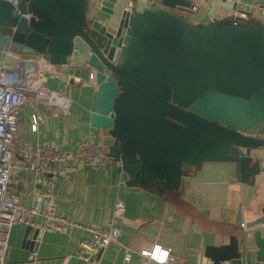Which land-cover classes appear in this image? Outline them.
Instances as JSON below:
<instances>
[{"label": "water", "instance_id": "obj_1", "mask_svg": "<svg viewBox=\"0 0 264 264\" xmlns=\"http://www.w3.org/2000/svg\"><path fill=\"white\" fill-rule=\"evenodd\" d=\"M88 1L0 0V57L40 55L61 78L93 71L97 98L88 122L106 131L104 155L126 186L176 196L190 170L226 162L253 191L259 163L250 150L264 146L254 136L264 133V23L234 14V5H220L229 16L210 9L197 18L192 0H126L112 24L99 12L113 9L90 16ZM263 222L264 204L243 226ZM30 229L27 250L40 234L27 239ZM260 234L253 232L254 264L264 262ZM218 248L214 264H240L235 237Z\"/></svg>", "mask_w": 264, "mask_h": 264}, {"label": "crops", "instance_id": "obj_2", "mask_svg": "<svg viewBox=\"0 0 264 264\" xmlns=\"http://www.w3.org/2000/svg\"><path fill=\"white\" fill-rule=\"evenodd\" d=\"M197 18L206 16L213 9L214 17L229 16L220 5H234V14L264 23V0H192ZM126 0H89L88 13L96 9H113V14L101 11L99 20L111 18L115 24ZM27 56V55H26ZM39 55H31L37 62ZM25 57L6 52L0 57V65L13 67L24 65ZM28 59V58H26ZM29 67V66H24ZM45 73L44 85L64 97L66 105L58 103L47 110L38 106L43 116L36 130L31 131L29 116L34 107L31 102L24 105L19 114L18 139L31 146L35 143L50 146L70 153L78 142H89L104 154L101 140L106 131L89 125V114L94 111L97 88L87 82L89 68L69 70L59 75V68L39 59V75ZM250 155L258 160L259 171L254 176V190L238 182L234 167L226 162H205L199 169L183 176L181 188L176 196L154 194L142 188L126 186L125 176L117 170L118 164L109 161L104 168L91 167L66 160L54 164L52 171L65 172L66 176L42 174L38 192H49L53 208L71 221L104 230L115 227L117 238L91 256L81 260L79 240L88 236L83 229L69 227L65 231L41 230L34 240L35 264H121L124 250L130 251L128 264H140L139 251L157 244L169 251L176 264H214L212 250L226 246L230 237L237 240V249L242 253L240 264L256 262L253 232L260 230L264 237V222L245 228L235 223L239 213L245 224L260 215L264 204V146L252 148ZM20 157L14 156L9 173L8 194L17 198L23 206L33 204L31 194V172L19 166ZM115 198L122 200L124 211L120 217H112ZM46 210L40 202L32 221L39 223ZM23 224L10 228L8 248L2 264H31L29 250L24 241ZM35 229L31 228L27 239ZM210 250V251H209ZM98 253V254H97ZM156 264V263H151ZM220 264H230L228 261ZM264 264V262H260Z\"/></svg>", "mask_w": 264, "mask_h": 264}, {"label": "built area", "instance_id": "obj_3", "mask_svg": "<svg viewBox=\"0 0 264 264\" xmlns=\"http://www.w3.org/2000/svg\"><path fill=\"white\" fill-rule=\"evenodd\" d=\"M38 57L37 62L31 61L30 58H24L23 62L26 65L22 62L13 67L0 65V264L5 260L10 228L15 224L28 225L40 231L62 232L69 227L83 229L88 233V236L79 240L80 252L77 254L83 261H89L91 256L114 241L118 235V230L115 227L101 230L67 219L63 214L54 210L49 192L40 193L37 190V185L42 183V174L49 172L52 173V176L67 175L65 172L52 171V166L59 162L71 160L91 167L104 168L110 161L96 146L89 142H78L75 151L70 153L40 143L28 146L18 139L19 114L24 105L31 102L34 107L29 116V127L31 131H35L38 123L43 120L42 114L37 111L38 106L47 110L60 102L64 106L67 101L55 91L46 90L41 86L39 59H42V56L39 55ZM87 82L95 85L92 73L88 74ZM16 155L20 157L19 166H23L31 172L33 204L30 206H23L16 197L8 194L11 162ZM40 202H45L46 210L41 215L40 222L35 223L31 219L33 215L37 214V207ZM123 211L122 200L115 198L111 216L120 217ZM239 225L242 226L243 224L240 223ZM156 246L157 244H154L149 249L139 251L140 264L156 263L151 255ZM160 248L168 253L165 264H176L169 251L161 246ZM130 253L127 249L124 250L121 264H128ZM143 253H148V255ZM28 259L31 264H35V252L32 249L29 250Z\"/></svg>", "mask_w": 264, "mask_h": 264}, {"label": "clouds", "instance_id": "obj_4", "mask_svg": "<svg viewBox=\"0 0 264 264\" xmlns=\"http://www.w3.org/2000/svg\"><path fill=\"white\" fill-rule=\"evenodd\" d=\"M143 254L148 255V253ZM151 255L152 258L156 261V264H165L168 253L166 250L161 249L160 246L157 245Z\"/></svg>", "mask_w": 264, "mask_h": 264}, {"label": "rangeland", "instance_id": "obj_5", "mask_svg": "<svg viewBox=\"0 0 264 264\" xmlns=\"http://www.w3.org/2000/svg\"><path fill=\"white\" fill-rule=\"evenodd\" d=\"M22 57H25V58H30L29 56H26V55H21ZM40 77V84L41 86H43L46 90H49L45 85H44V79H45V73H41V75H39ZM51 109V108H50Z\"/></svg>", "mask_w": 264, "mask_h": 264}, {"label": "flooded vegetation", "instance_id": "obj_6", "mask_svg": "<svg viewBox=\"0 0 264 264\" xmlns=\"http://www.w3.org/2000/svg\"><path fill=\"white\" fill-rule=\"evenodd\" d=\"M255 137H259V138H264V133H262V134H257V135H254Z\"/></svg>", "mask_w": 264, "mask_h": 264}, {"label": "bare ground", "instance_id": "obj_7", "mask_svg": "<svg viewBox=\"0 0 264 264\" xmlns=\"http://www.w3.org/2000/svg\"><path fill=\"white\" fill-rule=\"evenodd\" d=\"M2 58V57H1Z\"/></svg>", "mask_w": 264, "mask_h": 264}]
</instances>
